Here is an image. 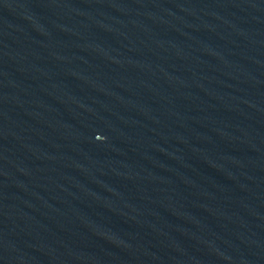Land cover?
<instances>
[{
  "label": "water",
  "instance_id": "1",
  "mask_svg": "<svg viewBox=\"0 0 264 264\" xmlns=\"http://www.w3.org/2000/svg\"><path fill=\"white\" fill-rule=\"evenodd\" d=\"M0 264H264V0H0Z\"/></svg>",
  "mask_w": 264,
  "mask_h": 264
}]
</instances>
